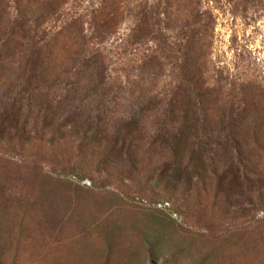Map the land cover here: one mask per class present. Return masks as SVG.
Segmentation results:
<instances>
[{
	"label": "rangeland",
	"instance_id": "rangeland-1",
	"mask_svg": "<svg viewBox=\"0 0 264 264\" xmlns=\"http://www.w3.org/2000/svg\"><path fill=\"white\" fill-rule=\"evenodd\" d=\"M137 1L142 0H122L118 9H108L112 20L99 31L102 43L91 45L107 56L108 71L117 79L111 91L93 99L74 93L68 103L64 85L72 74H62L56 99L42 115L20 110L15 113L26 122L14 125L1 117L2 101L9 76L13 82L17 78L20 54L5 64L0 264H264V0H191L187 6L209 24V77L222 79L231 96L246 100L242 133L248 142L241 149L243 163L226 146L219 157L209 154L202 162L181 152L176 165L171 153L151 149L147 114L139 117L140 132H124L122 141H113L112 126L127 124L122 113L135 108L129 81L147 48L154 49L147 39L130 44ZM157 1L163 2L148 0ZM101 2L70 0L54 14L51 0L41 2L38 12L3 0L0 40L8 37L5 11L12 20L21 18L19 9L28 24L41 21L50 32L72 17L82 36L96 40L92 12ZM169 4L176 13L170 29L161 31L176 35L186 12L178 0ZM55 44L59 65L72 48L65 35ZM98 106L109 116L116 109L107 124L111 131L83 134L89 127L86 115L94 120ZM230 159L235 177L226 164Z\"/></svg>",
	"mask_w": 264,
	"mask_h": 264
},
{
	"label": "trees",
	"instance_id": "trees-1",
	"mask_svg": "<svg viewBox=\"0 0 264 264\" xmlns=\"http://www.w3.org/2000/svg\"><path fill=\"white\" fill-rule=\"evenodd\" d=\"M11 1L25 8L35 6L38 12L44 4L41 2L46 0ZM69 1L51 0L49 9L54 14L58 13ZM120 2L122 0H102L100 7L95 10L96 14L92 12V21H96L92 39L96 40L82 36L79 28H75L77 22L72 17L66 18L57 31L50 32L43 28L41 21L28 24L29 20L24 19L26 15L20 9L21 18L12 20L5 11L8 37L4 36L0 40V74L6 73L5 64L16 54H20L21 59L16 80L13 82L10 76L8 78L11 83L4 93V111L1 117L16 125L19 119L26 122V117L18 118L16 115L15 112L19 113L20 110L36 113V116L42 115V109L46 110L56 99V89L64 81L62 74L69 77L72 74L71 78H75L74 81L70 78L64 85V98H67L68 103V99L74 98V93L83 92L93 99L101 92L111 91L110 84L117 82V79L112 78L108 71L107 56L91 45L102 43L99 31L112 20L110 8L118 9ZM169 2L170 0H163L149 3L148 0H142L133 5L135 21L130 44L141 45L147 39V44L153 43L154 49L147 48V54L140 58L135 79L129 81L131 88L128 98L135 108L125 109L122 113L127 124L112 126L115 129L113 141H122L124 132L129 134L141 131L144 126H140L139 117L147 114V130L150 129L151 132L147 134V138L153 145L151 149L171 153L175 165L178 164L181 152L190 160L196 158L202 162L204 158L210 157L209 154L219 157L226 146L234 148L238 152V161L243 163L244 159L240 154L247 141V134L242 133V129H246L245 121L247 123L246 100L242 95L231 96L224 89L222 79L209 77V43L205 29L209 24L202 22L206 16L187 8L191 0H178L186 12L179 34L162 33V29H170L168 25L176 13ZM0 7H3V0H0ZM1 11L0 8V13ZM0 18L3 17L0 15ZM64 35L68 38L72 52L67 53L58 65L53 48L56 40ZM12 41H15L14 44ZM80 80L83 85L79 83ZM22 102L26 105L20 104ZM95 110L98 115L94 116V120L86 115L89 127L84 129L80 126L82 132L89 133L93 129L95 133L107 136L111 131L107 124L116 109L110 116V111L106 114L102 106ZM102 118L106 121L103 128ZM226 164L230 166L231 176L235 177L237 172L232 159Z\"/></svg>",
	"mask_w": 264,
	"mask_h": 264
}]
</instances>
